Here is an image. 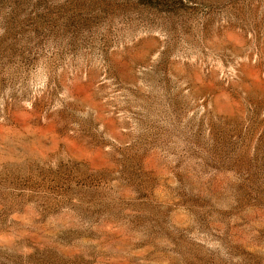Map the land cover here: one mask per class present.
<instances>
[{"label":"rangeland","instance_id":"rangeland-1","mask_svg":"<svg viewBox=\"0 0 264 264\" xmlns=\"http://www.w3.org/2000/svg\"><path fill=\"white\" fill-rule=\"evenodd\" d=\"M0 264H264V0H0Z\"/></svg>","mask_w":264,"mask_h":264}]
</instances>
